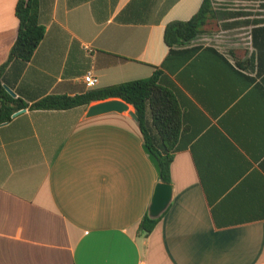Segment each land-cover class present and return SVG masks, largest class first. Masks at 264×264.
<instances>
[{"label":"crops","instance_id":"obj_1","mask_svg":"<svg viewBox=\"0 0 264 264\" xmlns=\"http://www.w3.org/2000/svg\"><path fill=\"white\" fill-rule=\"evenodd\" d=\"M18 1L0 0V67ZM203 2L39 0L45 38L30 61L9 63L3 84L32 105L149 78L170 54L167 25ZM242 7L205 27L238 39L203 44V34L179 50L202 49L163 70L183 149L171 165L175 199L149 235L139 226L160 178L131 114L26 109L0 125V264H264V4Z\"/></svg>","mask_w":264,"mask_h":264},{"label":"trees","instance_id":"obj_2","mask_svg":"<svg viewBox=\"0 0 264 264\" xmlns=\"http://www.w3.org/2000/svg\"><path fill=\"white\" fill-rule=\"evenodd\" d=\"M228 8H217L212 0H204L200 10L188 21H174L165 29V43L170 54L162 67L156 68L149 78L124 82L108 87L92 89L87 93L67 96L52 95L29 105L21 98L8 93L4 84V72L11 61L20 59L30 61L38 46L45 38L46 30L39 19V0H19L16 16L19 19V32L10 51L8 61L0 67V125L10 122L13 116L23 109L30 110H69L76 107H89L93 103L119 99L131 105L138 118L144 143L157 156L162 182L171 183V165L175 155L183 149L181 143L183 115L173 89L167 85L164 69L175 54L183 52L191 57L203 48L196 45L188 50H179L206 33L211 19L222 15H239ZM249 14V13H247ZM259 68L264 73V50H256ZM160 219H151L149 214L143 218L139 232L149 235Z\"/></svg>","mask_w":264,"mask_h":264},{"label":"water","instance_id":"obj_3","mask_svg":"<svg viewBox=\"0 0 264 264\" xmlns=\"http://www.w3.org/2000/svg\"><path fill=\"white\" fill-rule=\"evenodd\" d=\"M5 88L13 97L16 95L10 88L6 86ZM25 111L26 109H23L15 115ZM125 112H130L131 116L138 122L135 112L130 110V105L119 99L106 100L92 104L88 108L87 117L92 118L111 113L123 114ZM143 148L149 155L150 161L154 164L160 178V182L156 185L148 214L151 219H160L168 211L171 204L173 203L176 196V189L172 183L161 181L162 171L157 156L147 145H144Z\"/></svg>","mask_w":264,"mask_h":264},{"label":"rangeland","instance_id":"obj_4","mask_svg":"<svg viewBox=\"0 0 264 264\" xmlns=\"http://www.w3.org/2000/svg\"><path fill=\"white\" fill-rule=\"evenodd\" d=\"M264 0H222L220 2H217L216 7L217 8H232V9H238V8H243L242 6H246L248 9H251V12H255V10H258L261 8V5H263ZM210 21H213L211 19ZM236 32L234 33H224V31L220 28H216L214 26L207 27L206 28V33L204 35H207L208 40L207 41H200L203 44L205 43H217L225 45L228 39H238V36H235ZM229 34H235L232 36H229ZM203 35V34H202ZM201 35V36H202ZM130 110L134 111V108L131 106ZM128 116H130V113H126Z\"/></svg>","mask_w":264,"mask_h":264},{"label":"built area","instance_id":"obj_5","mask_svg":"<svg viewBox=\"0 0 264 264\" xmlns=\"http://www.w3.org/2000/svg\"><path fill=\"white\" fill-rule=\"evenodd\" d=\"M85 82L89 88H94L99 84V78L93 73V71H89L85 76Z\"/></svg>","mask_w":264,"mask_h":264}]
</instances>
